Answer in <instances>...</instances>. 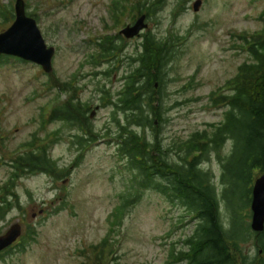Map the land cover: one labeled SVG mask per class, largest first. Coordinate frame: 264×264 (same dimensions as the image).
Listing matches in <instances>:
<instances>
[{"label":"rangeland","instance_id":"1","mask_svg":"<svg viewBox=\"0 0 264 264\" xmlns=\"http://www.w3.org/2000/svg\"><path fill=\"white\" fill-rule=\"evenodd\" d=\"M24 1L47 46L56 52L49 74L21 60L0 64V185L10 175L8 164L17 150L31 139L37 145H50L62 178L36 175L18 184L25 216L19 222L16 218L23 213L13 210L0 229L20 224L23 234L11 253L0 257V264H97L99 252L102 264H113L114 258L118 264H177L170 254L187 249L185 241L194 233L195 223L180 205L157 191H142L126 209L121 225L110 231L109 217L124 201L122 196L133 192L129 189L133 176L121 170L113 137L118 128L112 121V106H106L100 90L117 98L124 77L135 66L130 56L137 54L144 41L141 36L152 33L164 41L175 36L177 58L166 69L167 95L162 106L167 122L160 137L169 145L211 130L228 110L222 96L231 94L235 79H243L239 68L249 57L244 40L264 36V0H200L198 11L194 8L198 0H164L161 10L147 18L148 28L140 37L120 39L116 46H123L122 53L115 51L104 59L101 39L118 36L132 25L139 17L138 7H132L145 0H127L125 9L116 13L112 12L116 0ZM15 2L0 0V7L14 9ZM6 21L0 15V33L13 23ZM63 83L70 88L61 90ZM73 95L91 104V114L95 111L91 124L100 137L85 148L72 143L75 129L59 121L48 123L52 109ZM215 99L223 102L216 104ZM109 130L113 133L105 137ZM147 136L153 138L151 128ZM230 146L227 143L223 155L230 152ZM201 165L213 175L222 222L230 230L233 211L223 196V169L217 153H209ZM240 214L252 232L251 208ZM30 230L33 241L26 237ZM254 238L241 245L250 256L257 251ZM25 242L23 249L20 245Z\"/></svg>","mask_w":264,"mask_h":264},{"label":"trees","instance_id":"2","mask_svg":"<svg viewBox=\"0 0 264 264\" xmlns=\"http://www.w3.org/2000/svg\"><path fill=\"white\" fill-rule=\"evenodd\" d=\"M126 1L116 0L112 12L125 9ZM163 3L164 0L140 1L132 10L138 7V16L146 14L151 19ZM0 15L7 21L15 19L12 8L0 7ZM261 17L264 23V13ZM120 39L124 40V37L102 38L100 57H111L115 51L122 53L123 46H116ZM175 41V36L164 41L152 33L145 34L137 54L130 56V63L135 66L124 77L117 98L114 100L109 91L100 90L106 106H112V121L118 128L116 133L109 130L105 137L113 133L123 163L121 170L133 176L129 187L133 192L129 190L128 196H122L124 201L109 217L110 231L113 233L121 225L126 209L141 197L142 191L154 190L180 205L195 223L194 233L185 241L187 249L173 250L170 254L177 264H264V231L251 232L250 225L245 224L240 214L251 206L253 186L264 173V36L244 40L249 57L239 68V76L243 79H235L231 94L222 96L228 107L224 119L213 124L209 131L197 132L186 140H173L167 145L160 137L163 124L167 122L162 103L167 95L166 69L177 58ZM10 59L20 61L0 55V64ZM109 73L105 75L109 76ZM66 87L70 88L69 84L63 83L61 90ZM72 89L76 90L75 87ZM220 99L214 102L222 103ZM91 119V104H83L73 95L52 109L48 123L59 121L68 129H75L72 143L85 148L100 137L93 130ZM150 128L154 136L148 140ZM227 143H231L230 152L223 155ZM214 151L222 164L223 196L233 211L230 230L225 229L222 222L219 191L213 175L201 165ZM11 166L19 172H25L27 168L31 173L44 171L55 178L61 177L55 161L45 154L19 156ZM251 236L255 237V256L245 254L241 248ZM26 237L33 241V232L30 230ZM108 239L101 244L102 250ZM26 244L20 247L25 249ZM100 259L99 252L97 264H102ZM117 260L114 258L113 264H118L115 263Z\"/></svg>","mask_w":264,"mask_h":264},{"label":"water","instance_id":"3","mask_svg":"<svg viewBox=\"0 0 264 264\" xmlns=\"http://www.w3.org/2000/svg\"><path fill=\"white\" fill-rule=\"evenodd\" d=\"M201 1L195 3L199 10ZM16 20L4 33L0 34V54L12 56L43 68L45 73L53 71L55 48L48 47L37 21L27 14L24 0H17L15 5ZM148 27L146 15L141 16L133 26H127L122 34L134 38ZM251 210L253 213L251 229L256 233L264 231V173L257 178L253 186ZM21 235V227L15 225L0 237V252L11 246Z\"/></svg>","mask_w":264,"mask_h":264},{"label":"flooded vegetation","instance_id":"4","mask_svg":"<svg viewBox=\"0 0 264 264\" xmlns=\"http://www.w3.org/2000/svg\"><path fill=\"white\" fill-rule=\"evenodd\" d=\"M120 32H119L118 36H121V38H122V35L120 34ZM141 37H143V36H141ZM125 40H131V39H126L124 37L123 41H125ZM92 115H94V112L92 113ZM34 141L31 139L30 142H27L28 144H25L24 146H20V148L18 147L19 149L17 150L15 157L12 158L10 164H8V165L9 166H11L12 164L14 165L15 159L19 156L30 157L32 154H36V153L41 154V155L45 154V156L47 155L49 158H51L50 145L45 144V143H42V144L39 143V145H37V144L33 143ZM1 167H2V165H1ZM10 171H11L10 175L8 176L6 181L2 185H0V224L3 223L2 225H4V226H5V224L8 223L7 218L9 217V215L12 213L13 210L19 209L23 213V215H20L18 218H16V220H19V222H21L23 220V216H25L24 213L27 211L23 208V206L21 204L20 192L18 190V184L23 179H26L29 177H33L36 175H45V174L48 175L49 174L48 172H44V171L31 173V172H29V169H27V168L25 169V172H19L16 170V168L14 169L13 166L10 167ZM60 176L62 178L61 173H60ZM10 205H12V206H10ZM4 221H6L5 224H4ZM17 225H20V224H17ZM21 229H22V227H21ZM10 230H6V231L2 232V229H0V237L5 236ZM22 234H23V229H22ZM12 247L3 251V252H5L4 254L0 253V257H3L6 254H8L9 250L12 249Z\"/></svg>","mask_w":264,"mask_h":264}]
</instances>
